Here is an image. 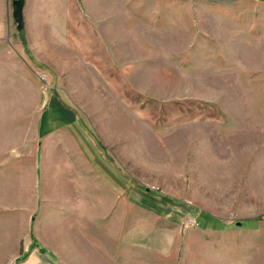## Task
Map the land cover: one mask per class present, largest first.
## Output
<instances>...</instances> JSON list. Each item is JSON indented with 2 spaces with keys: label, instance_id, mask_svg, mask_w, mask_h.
Wrapping results in <instances>:
<instances>
[{
  "label": "rangeland",
  "instance_id": "1",
  "mask_svg": "<svg viewBox=\"0 0 264 264\" xmlns=\"http://www.w3.org/2000/svg\"><path fill=\"white\" fill-rule=\"evenodd\" d=\"M13 1L0 264H264V0Z\"/></svg>",
  "mask_w": 264,
  "mask_h": 264
},
{
  "label": "crops",
  "instance_id": "2",
  "mask_svg": "<svg viewBox=\"0 0 264 264\" xmlns=\"http://www.w3.org/2000/svg\"><path fill=\"white\" fill-rule=\"evenodd\" d=\"M6 6H7L6 0H0V22H2V20L4 19L5 10L7 9ZM65 114L67 115L66 116L67 118L66 120H64V122H69L74 118V114L70 111L65 112ZM50 120L56 121V122L60 121L55 116L51 117Z\"/></svg>",
  "mask_w": 264,
  "mask_h": 264
},
{
  "label": "water",
  "instance_id": "3",
  "mask_svg": "<svg viewBox=\"0 0 264 264\" xmlns=\"http://www.w3.org/2000/svg\"><path fill=\"white\" fill-rule=\"evenodd\" d=\"M23 1L24 0H14L13 1V11H14V14L18 17L19 15V12H20V8L22 7V4H23Z\"/></svg>",
  "mask_w": 264,
  "mask_h": 264
},
{
  "label": "trees",
  "instance_id": "4",
  "mask_svg": "<svg viewBox=\"0 0 264 264\" xmlns=\"http://www.w3.org/2000/svg\"><path fill=\"white\" fill-rule=\"evenodd\" d=\"M150 193H152V194H154L153 192H150ZM203 215H202V218H203V220L205 221H210V222H216V220L215 219H212V218H210V216L208 215V214H206V213H202Z\"/></svg>",
  "mask_w": 264,
  "mask_h": 264
}]
</instances>
